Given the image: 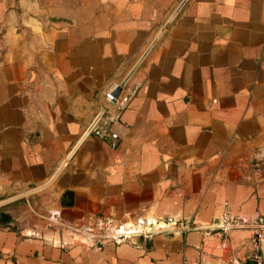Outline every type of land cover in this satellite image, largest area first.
<instances>
[{"label": "crops", "instance_id": "1", "mask_svg": "<svg viewBox=\"0 0 264 264\" xmlns=\"http://www.w3.org/2000/svg\"><path fill=\"white\" fill-rule=\"evenodd\" d=\"M180 1L0 0V201L50 181L103 109L118 133L0 209V264H264V0H188L134 98H105ZM100 215L166 224L92 245Z\"/></svg>", "mask_w": 264, "mask_h": 264}, {"label": "built area", "instance_id": "2", "mask_svg": "<svg viewBox=\"0 0 264 264\" xmlns=\"http://www.w3.org/2000/svg\"><path fill=\"white\" fill-rule=\"evenodd\" d=\"M120 84L121 82L112 83L105 91L107 103L115 105L118 111L122 110L134 98L140 86L139 83L132 82V80H130L123 87L119 96L116 97L114 92ZM114 116L115 120H118L119 114L116 113ZM99 120L92 129L96 135H111L113 138L118 137L117 132H112L110 123L98 124ZM168 221H172V219L169 218ZM164 223V221H154L148 217H138L134 222L127 223L121 220L118 221L109 215H100L96 216L90 224L83 228V230L91 244L94 243V241L101 235L110 236L116 243H121L126 237L140 231L161 230L165 228Z\"/></svg>", "mask_w": 264, "mask_h": 264}, {"label": "water", "instance_id": "3", "mask_svg": "<svg viewBox=\"0 0 264 264\" xmlns=\"http://www.w3.org/2000/svg\"><path fill=\"white\" fill-rule=\"evenodd\" d=\"M188 2V0H181L179 5L176 7V9L173 11V13L171 14V16L169 17V19L167 20V22L164 24V26L161 28V30L159 31V33L156 35V37L154 38V40L150 43V45L148 46V48L145 50V52L141 55V57L138 59V61L135 63V65L132 67V69L130 70V72L124 77V79L121 81L120 86L116 89V91L114 92L115 96H119V94L121 93L123 87L130 81V79L133 77V75L135 74V72L137 71V69L139 68V66L142 64V62L145 60V58L147 57V55L150 53V51L154 48V46L157 44V42L159 41V39L162 37V35L164 34L166 28L169 26V24L172 22V20L179 14V12L183 9V7L185 6V4ZM105 113V109H103L99 115L97 116V118L93 121V123L90 125V127L87 129V131L84 133V135L82 136L81 140L79 141V143H77L76 147L70 152L68 158L66 161H64V163L61 165V167L57 170V172L53 175V177L50 179V181H48L46 184L22 192L18 195L12 196L10 198L4 199L0 201V209L3 208V206L17 201L23 197H26L28 195H31L33 193H36L40 190L45 189L54 179L55 177L58 175V173L62 170V168L66 165L67 161L69 159H71L72 155L74 154L75 150L78 148L80 142L92 131L94 125L97 123V121L103 116V114ZM2 224H9L12 225L14 224V219L9 218L8 215H6L3 211H0V225ZM261 255V254H260ZM258 257H261V256ZM252 264H257L256 262L252 263Z\"/></svg>", "mask_w": 264, "mask_h": 264}]
</instances>
